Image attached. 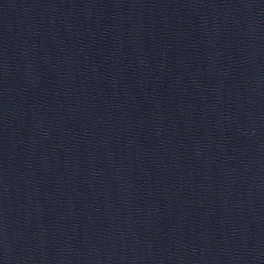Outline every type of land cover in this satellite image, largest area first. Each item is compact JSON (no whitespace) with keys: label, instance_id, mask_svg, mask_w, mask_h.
I'll return each mask as SVG.
<instances>
[{"label":"water","instance_id":"obj_1","mask_svg":"<svg viewBox=\"0 0 264 264\" xmlns=\"http://www.w3.org/2000/svg\"><path fill=\"white\" fill-rule=\"evenodd\" d=\"M0 264H264V0H0Z\"/></svg>","mask_w":264,"mask_h":264}]
</instances>
